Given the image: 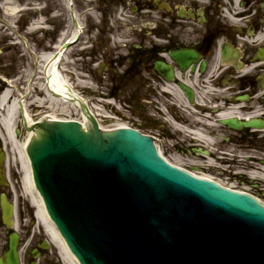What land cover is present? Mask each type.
Returning a JSON list of instances; mask_svg holds the SVG:
<instances>
[{
    "label": "flooded vegetation",
    "instance_id": "1",
    "mask_svg": "<svg viewBox=\"0 0 264 264\" xmlns=\"http://www.w3.org/2000/svg\"><path fill=\"white\" fill-rule=\"evenodd\" d=\"M71 6L75 18L68 0H45V36L55 47L81 28L70 51L97 97L122 103L120 119L161 140L167 155L217 146L216 159L228 171L223 178L250 185L264 200L260 181L235 176L253 168L262 175L264 166V0H72ZM166 101L172 107L163 116ZM227 115L263 129L231 130L223 125ZM20 230L21 264H65L48 241L25 224ZM7 249L0 226V256Z\"/></svg>",
    "mask_w": 264,
    "mask_h": 264
},
{
    "label": "water",
    "instance_id": "2",
    "mask_svg": "<svg viewBox=\"0 0 264 264\" xmlns=\"http://www.w3.org/2000/svg\"><path fill=\"white\" fill-rule=\"evenodd\" d=\"M56 61L50 81L83 105ZM94 124L90 132L40 124L29 148L37 188L82 264H264V209L170 167L150 139L128 130L102 134ZM3 209L10 225L13 209L5 202ZM11 249L9 264L15 240Z\"/></svg>",
    "mask_w": 264,
    "mask_h": 264
},
{
    "label": "rangeland",
    "instance_id": "3",
    "mask_svg": "<svg viewBox=\"0 0 264 264\" xmlns=\"http://www.w3.org/2000/svg\"><path fill=\"white\" fill-rule=\"evenodd\" d=\"M44 1L45 0H39L38 5L43 7ZM13 2L14 4H16L15 0H13ZM6 5L7 4L1 7V11L3 12L0 13V16L2 15L4 18L13 20L14 18L10 17V13L8 12V10L6 11V7L9 8V6ZM24 29H26V26H24ZM10 40L14 42L13 39ZM5 42L6 43L2 41V37L0 35V52H2L0 54V77L1 75L8 76V79L11 81V83H13V86L18 88L14 92L15 95H18V90L22 91L23 94H25L29 78L33 74H35L38 69L41 68V65H39L40 60L36 64L35 56L40 59L41 57H44L48 53V51L49 53L53 52V48L49 46L50 43L48 39L46 38V36H42V34L35 35V37H32L29 40L31 51L33 52V54H35V56L24 52L22 48L16 45L8 43L9 41L7 39H5ZM69 62L68 73L74 79V81L78 83L79 87H83L91 83L90 81H88L89 79H87L86 76H83L78 69V66L76 65V56L74 53L70 54ZM37 78H35V81L33 83V94L31 96H28L30 100H27V105L28 103H30L32 109L34 110V113L32 114L33 117L41 116L42 111L40 110L50 106V103L43 102L44 95L40 94L41 84H39ZM4 88L5 86H1L0 83V93H2ZM39 102H43L46 107L43 108V105H41L43 103L40 104ZM54 106L56 107L55 113H57L61 118L74 120L79 118L76 115L75 110L71 109L70 106H66L68 109L66 112L68 113L62 110V108L57 104H54ZM19 139L20 144H23L28 139L27 133L22 130ZM5 148L9 163V169L6 170L10 180V187L0 189V195L7 194L10 198H12L16 203L17 210L20 211L19 213H21L22 210V213H27L28 211L25 210V208H29L32 212L34 209H32L28 198L30 189L28 188L27 182V168H25V166L23 165V156L21 153V149H19V147L12 148V145H8V142L5 144ZM172 158L174 160L176 159L175 157Z\"/></svg>",
    "mask_w": 264,
    "mask_h": 264
},
{
    "label": "bare ground",
    "instance_id": "4",
    "mask_svg": "<svg viewBox=\"0 0 264 264\" xmlns=\"http://www.w3.org/2000/svg\"><path fill=\"white\" fill-rule=\"evenodd\" d=\"M17 9L15 8H11L9 10L10 14H16ZM45 76L47 79V94L51 95L53 98L49 99V97L46 96V100H44L43 102L49 101L51 104V107L54 106V104H57L56 102H62L65 105H69L72 108H74V110H76L77 112H80L81 106H83L81 103H79L76 98L74 97L73 94L71 93H62L61 90L59 89V87L57 86V84H55L54 82L50 81L49 78V74H48V70L45 71ZM44 92V91H43ZM11 91H7L3 94V96L0 99V110L3 111V114L1 115L2 119L0 121V129L5 133L7 138L11 139V142L15 141L13 134L14 131L16 130V126L19 123V117H18V108H17V103L18 101H14L13 98L11 97L12 95ZM56 97V98H54ZM25 97L23 99H21L19 102V105H21V107L23 108V113H24V119H26V122H28L30 125L32 124V121L30 120V118L28 117L27 111L24 107V105H26L27 109L28 106L25 102ZM43 102H39L40 104ZM41 105H44L41 104ZM30 138V135H29ZM29 138L28 140H26L23 145H21L23 148V153L25 155V157L23 158V165L25 167H27V169L29 170V173L27 174V178L29 179V186H30V190H31V194H33V205L37 206V214L36 217L39 220V222L44 226V228L46 229L47 233L55 240V242L57 243V245H59L60 247H62V249H65V246L63 244V242L59 239L58 236L55 235V230L53 228V225L51 224V222L49 221L45 210H44V206L43 203L41 201V199L39 198V196H37L34 187H33V183H32V178H31V173H30V169H29V160L26 157V150L28 148V144H29Z\"/></svg>",
    "mask_w": 264,
    "mask_h": 264
}]
</instances>
